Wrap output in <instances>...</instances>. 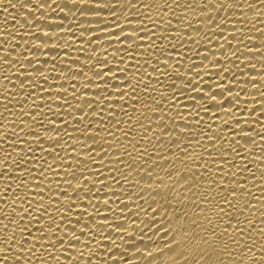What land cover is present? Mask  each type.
<instances>
[{
	"label": "snow or ice",
	"instance_id": "snow-or-ice-1",
	"mask_svg": "<svg viewBox=\"0 0 264 264\" xmlns=\"http://www.w3.org/2000/svg\"><path fill=\"white\" fill-rule=\"evenodd\" d=\"M0 264H264V0H0Z\"/></svg>",
	"mask_w": 264,
	"mask_h": 264
},
{
	"label": "bare ground",
	"instance_id": "bare-ground-1",
	"mask_svg": "<svg viewBox=\"0 0 264 264\" xmlns=\"http://www.w3.org/2000/svg\"><path fill=\"white\" fill-rule=\"evenodd\" d=\"M9 11H11V9ZM64 23L67 24L68 21H64ZM257 67L259 68V65H257ZM137 223H139V222H137Z\"/></svg>",
	"mask_w": 264,
	"mask_h": 264
}]
</instances>
